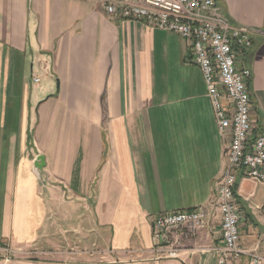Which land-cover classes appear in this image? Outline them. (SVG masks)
<instances>
[{
	"label": "crops",
	"instance_id": "1",
	"mask_svg": "<svg viewBox=\"0 0 264 264\" xmlns=\"http://www.w3.org/2000/svg\"><path fill=\"white\" fill-rule=\"evenodd\" d=\"M218 4L253 31L245 60L256 136L264 0ZM192 59L177 34L109 16L103 0H0V264H111L114 255L121 264H220L214 192L229 139ZM234 192L240 247L264 255V183L241 169ZM194 208L206 211V227L173 231L179 256L158 262L153 219Z\"/></svg>",
	"mask_w": 264,
	"mask_h": 264
},
{
	"label": "built area",
	"instance_id": "2",
	"mask_svg": "<svg viewBox=\"0 0 264 264\" xmlns=\"http://www.w3.org/2000/svg\"><path fill=\"white\" fill-rule=\"evenodd\" d=\"M109 16L120 20L145 21L177 34L187 44L193 63L202 71L219 133L226 141L227 165L215 187V202L221 214L222 257L220 264L247 255L251 264H264L257 249L240 247V214L234 187L237 171L264 183V132L254 136L249 90L252 71L246 65L251 51L252 29L232 24L221 13L218 0H103ZM39 80H36L38 82ZM264 213V203H263ZM202 208L158 214L152 221L153 250L158 261L177 259L178 243L173 231L184 229L191 236L207 225Z\"/></svg>",
	"mask_w": 264,
	"mask_h": 264
},
{
	"label": "rangeland",
	"instance_id": "3",
	"mask_svg": "<svg viewBox=\"0 0 264 264\" xmlns=\"http://www.w3.org/2000/svg\"><path fill=\"white\" fill-rule=\"evenodd\" d=\"M7 257H9V256H7ZM168 260H170V259H163V260L158 261V262H163V261H168ZM107 263H109V262H107L102 256L98 257L97 264H107ZM154 263H156V262H154V261L153 262H145L144 264H154ZM2 264H4V263H2ZM111 264H121V262H119L118 257L114 255ZM234 264H237V263H234ZM238 264H240V263H238ZM241 264H251V261L249 260V263L244 262Z\"/></svg>",
	"mask_w": 264,
	"mask_h": 264
},
{
	"label": "water",
	"instance_id": "4",
	"mask_svg": "<svg viewBox=\"0 0 264 264\" xmlns=\"http://www.w3.org/2000/svg\"><path fill=\"white\" fill-rule=\"evenodd\" d=\"M45 166V161L44 157L40 156L36 159L35 165H34V170L36 173L40 174V172L43 170Z\"/></svg>",
	"mask_w": 264,
	"mask_h": 264
}]
</instances>
